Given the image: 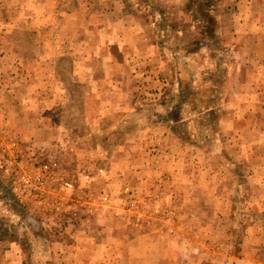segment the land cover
<instances>
[{
	"label": "rangeland",
	"instance_id": "374dc122",
	"mask_svg": "<svg viewBox=\"0 0 264 264\" xmlns=\"http://www.w3.org/2000/svg\"><path fill=\"white\" fill-rule=\"evenodd\" d=\"M241 5L0 0V264H264Z\"/></svg>",
	"mask_w": 264,
	"mask_h": 264
},
{
	"label": "crops",
	"instance_id": "0c3cea01",
	"mask_svg": "<svg viewBox=\"0 0 264 264\" xmlns=\"http://www.w3.org/2000/svg\"><path fill=\"white\" fill-rule=\"evenodd\" d=\"M239 3L249 5L250 16L253 18H250L251 31L264 35V0H239Z\"/></svg>",
	"mask_w": 264,
	"mask_h": 264
}]
</instances>
